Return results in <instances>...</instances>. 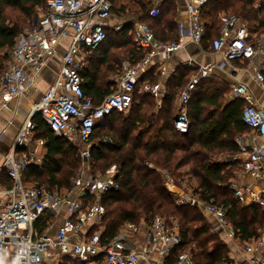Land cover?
<instances>
[{
    "label": "built area",
    "instance_id": "2783aa9c",
    "mask_svg": "<svg viewBox=\"0 0 264 264\" xmlns=\"http://www.w3.org/2000/svg\"><path fill=\"white\" fill-rule=\"evenodd\" d=\"M205 1L184 0L186 23L178 21L176 38L172 40L157 39L148 23L135 20L131 26V39L145 55L133 63L124 61L120 74L111 78L113 86L110 92L97 103L82 88L80 60L89 49L107 38L110 0H45L38 16L17 33L9 59L0 71L3 108L8 107L10 99L25 95L34 86L35 75L47 66L64 39L70 42L60 57L55 80L32 104L0 168V174L4 173L10 181L8 190L0 189V257H7L0 264H60L61 260H54L56 254H69L73 260L86 264H141V260L149 263L154 257L162 260L172 252H176V264H193L190 249H179L181 237L177 222L161 216H154L141 224L126 223L112 239L104 243L101 241L100 227L106 212L101 195L119 189L116 179L120 176L119 166L111 165L104 174L78 171L71 187L61 193L47 186L24 182L26 167L40 164L34 151L23 153L19 152V148L32 140L33 115L36 113L56 136L83 145L80 152L83 159L91 157L93 147L112 144L113 138L109 135L92 138L94 128L113 112L128 113L136 93L149 94L157 97L158 103L161 101L165 89L159 82H151L145 74L153 68L164 74L166 60L172 53L184 48L186 37L195 44L202 42L205 27L200 10ZM160 6L161 1H156L149 15L157 16ZM219 22V31L211 39L210 49L220 55L221 62L206 65L188 63L196 67L197 72L191 75L178 94L179 110L173 123L180 133L189 129V102L202 78L210 76L225 62L252 61L258 54L264 53V37L251 31L242 17L226 12L219 15ZM122 25L115 23L113 29L118 31ZM26 69L33 73L32 76ZM254 78L264 88V66L256 71ZM231 91L245 101L242 121L254 132L255 138L264 137V109L253 102L248 86L237 83ZM234 141L237 153L223 157L224 160L237 159L243 171L264 183V142L245 139L243 134H237ZM37 143L42 145L44 140L39 139ZM145 164L163 177L176 204H188L208 214L214 223L211 233L237 242L244 256L250 255L254 264H264V229L252 239L241 241L236 227L227 218L226 207L204 201L197 193L183 191L176 186L175 176L167 169L150 162ZM230 188L241 206H264V185L253 189L249 185L231 183ZM62 208L66 215L55 237L35 232L34 224L46 210L58 212ZM89 224L99 228L87 235L85 240L72 244L70 236L87 229ZM140 228L145 230V235L137 249L131 239ZM95 256L97 258L93 260ZM222 264L241 263L227 259Z\"/></svg>",
    "mask_w": 264,
    "mask_h": 264
},
{
    "label": "trees",
    "instance_id": "16d2710c",
    "mask_svg": "<svg viewBox=\"0 0 264 264\" xmlns=\"http://www.w3.org/2000/svg\"><path fill=\"white\" fill-rule=\"evenodd\" d=\"M44 1L0 0V71L8 59L4 50L13 46L23 24L36 7L44 5ZM255 1L206 0L200 10L201 20L210 24L208 27L203 21L209 28L208 32L205 28L206 37H211V41L218 33L217 16L221 11L242 17L251 31L264 32V0H259L258 8L254 7ZM110 3L111 13L116 16L126 14L127 21L118 31L106 28L107 38L94 48L87 59L89 66L82 72L87 87L96 85L105 94L111 90L107 76L122 58L133 63L145 55L132 42V18L148 22L155 37L161 41L175 39L177 25L173 0H163L155 17L149 16L148 4L143 0H110ZM12 11H18L23 18L12 16ZM116 53L121 57H113ZM177 72L183 76L187 70L180 68ZM179 81L177 78L164 87L165 94L158 107L154 96L136 93L128 113L113 112L94 128L93 138L109 135L113 143L93 147L90 163L102 171L114 164L120 169V176L116 178L119 189L101 197L106 212L100 238L103 243L112 239L126 223L148 222L155 215L173 217L177 219L181 237L179 249H190L193 264H222L227 260L225 242L218 234L210 232V225L198 208L176 204L163 177L148 168L145 162L167 169L178 179H181L178 170L188 166L190 179L193 178L196 184L194 193L204 201L226 207L227 218L236 227L239 239H252L264 229V206H241L234 198L229 180L239 166L237 159H213L219 154L237 153L234 137L250 129L241 119L245 101L241 98L226 101L224 83L210 79L205 88L197 86L188 106L189 129L180 133L173 123L176 116L174 101L184 85ZM82 88L87 95L83 81ZM33 122L34 137L44 140L46 152L40 166L30 164L23 171L24 182L68 188L71 176L80 165L75 146L67 138L56 136L38 113L33 115ZM168 257V264H174L176 252ZM60 264L82 263L64 257Z\"/></svg>",
    "mask_w": 264,
    "mask_h": 264
},
{
    "label": "crops",
    "instance_id": "0c3cea01",
    "mask_svg": "<svg viewBox=\"0 0 264 264\" xmlns=\"http://www.w3.org/2000/svg\"><path fill=\"white\" fill-rule=\"evenodd\" d=\"M143 1L147 2L148 8L150 10L151 7H153L154 3L159 0H143ZM160 1L162 2L163 0H160ZM173 1L177 9L176 23H178V21L181 20L185 24L186 23V19H185L186 8H185L184 0H173ZM258 6H259V0H256L254 3V7L258 8ZM222 13H226V12L225 11L219 12L217 16L218 20H219V15ZM125 16L126 14L116 16L114 13H111L109 21H107L108 27L113 29V25L115 23H122V24L125 23L127 21V18H125ZM204 23H206V21H204ZM204 23L203 25L206 28V32H208L209 30L208 25L210 24H208L209 22L206 23L208 26L207 27ZM176 29H177V25H176ZM253 32H256L257 34L262 35L264 37V32L262 31L256 30ZM217 34L215 36H217ZM215 36H213V38ZM205 37H206V33L204 35V38ZM210 38L211 37H208V38L206 37L204 40H202L201 43L195 44L191 42L188 37H186L184 39V48L172 53L169 56V58L166 60V69H165L164 74L159 72L157 68H153L150 71H147L145 75L150 79L151 82H154V83L159 82L163 88L166 85L170 84L171 81L177 80V78L180 80L179 81L180 83L185 85L188 82L191 75L197 72V68L189 65L188 64L189 62H191L193 65H206V64H214V63L219 64V62H221L220 55L213 53V51L210 49ZM69 42H70L69 39H64L58 45L56 49V54L49 60L47 66L44 67L37 75H35L34 86L31 87L26 92L25 95L16 96L10 99L7 102L8 104L7 108L2 107L3 99L0 96V168L3 166L4 158L6 154L9 152L15 136L20 131L23 125V122L25 121L28 113L30 112L32 104L39 99L42 93L55 80L59 62H60V57L62 53L64 52V50L67 48ZM94 48L89 49L87 55L83 56L82 59L80 60L82 63V66H81L82 72L85 71V69L89 66V60L87 59L93 52ZM10 49L4 50L8 54V59H9ZM123 62L124 61H122V63ZM262 66H264V53L258 54L252 61H248V59H242V60L225 62L222 64L221 67L217 68L214 72H212L210 76L202 78L197 86L199 88L200 86H203L205 88V86L208 84L210 79L216 82H223L227 88V92L225 93V99L226 101H232L233 99L239 98V97L235 96L232 93L231 87L234 84L243 83L247 85L248 88L250 89L252 93V100L256 104V106L264 109V88H262L254 78L256 71L260 69ZM180 68L183 70L184 69L187 70V73L183 76H180V72L176 73V69H180ZM26 72L30 76H32L33 74L29 69H26ZM111 78L112 76L109 75L107 76V79H106V81L110 83V88L113 86L112 81H110ZM82 81L84 84L85 91H87L89 96H92V99L94 98L93 100L95 102L101 101L103 97L106 95L105 93H103L101 89H98L96 85L94 87H90V86L87 87L86 78H83ZM154 99H155L156 107H158L161 101L158 103L159 99H157V97L155 96H154ZM160 100H162V97L160 98ZM174 105L176 106V113H177V111L179 110L178 95L174 101ZM242 134L244 135L245 139L247 138L249 140H257V141L264 142V137L255 138L254 132L251 129H249L248 131ZM37 140L39 139L34 137V133H33L32 140L29 143H27L25 146L19 148V152L28 153L30 151H34V153H36V158L38 160V163L41 165L43 162L44 156H45L46 148L44 146L45 143L42 145H39L37 143ZM220 155L222 157H226V156H230L231 154H220ZM222 161H224V159ZM183 174L189 175L188 167L186 169H183ZM175 178H176L175 183L177 187H179L180 189H183V191H186V192H194L193 187H195L196 184L195 186L191 188L187 186L188 183L184 182V178H182V175L180 176L181 179H178V177L176 176ZM190 181L191 179L189 178L188 182ZM26 183L33 184L31 182H26ZM231 183H235L236 185H249L253 189H259L264 185L263 182L257 181L250 174L243 171L240 168V166H237V169L233 172V177L229 180V185ZM9 187H10L9 179L5 176L4 173L0 174V189L2 191H5V190H8ZM50 189L61 192V193L67 190V188H56V187H51ZM202 214L206 218L211 228V226L214 225L212 218L208 214H205L203 212ZM65 215L66 213H65L64 208H62L58 212H55L52 210H46L41 215V217L35 222L34 224L35 232L37 234H46V235H49L50 237H55L57 229L59 225L62 223V220L65 217ZM98 228L99 226H94L92 224H89L87 229L85 228L84 230L78 232L76 235H71L70 242L73 244V243H77L82 240H85L87 238V235L92 234L93 231ZM100 228H101V231H103L102 224ZM144 235H145V230L143 228H140L139 232L132 237L131 241L135 245V248L138 249L140 247V243ZM219 238L223 240L226 244V247H227L226 259L238 260L241 264H254L252 257L250 255H245V256L243 255L242 250H241V245L239 243H238L239 245H237L236 244L237 242L234 243L228 240H224L223 238H221V235H219ZM168 256L163 258L162 260L154 257L150 260L149 263L141 260L140 263L141 264H168V261H169ZM64 257H69L73 259L69 254H65V255L56 254L54 256V260L56 259V261H60V260L62 261ZM96 258H97L96 256L92 257L93 260ZM5 260H7L6 256L0 257V261H5ZM78 262L82 264H86L82 261H78ZM174 264H176V259H175Z\"/></svg>",
    "mask_w": 264,
    "mask_h": 264
},
{
    "label": "rangeland",
    "instance_id": "374dc122",
    "mask_svg": "<svg viewBox=\"0 0 264 264\" xmlns=\"http://www.w3.org/2000/svg\"><path fill=\"white\" fill-rule=\"evenodd\" d=\"M43 7V6H42ZM42 7H36V9L34 10V12H33V14H32V16L28 19V21L27 22H25L24 24H23V26H22V28L23 27H26V26H28V25H30L31 24V22L38 16V14H39V11H40V9L42 8ZM8 11L9 10H7L6 12L8 13ZM11 14H12V16H16V15H19V17H20V19H22L23 18V16L20 14V13H18V11H12L11 12ZM133 19V21L134 20H137V21H145V20H141V19H137V18H132ZM146 22V21H145ZM148 23V22H147ZM149 24V23H148ZM113 57H121L120 56V53L119 54H114V56ZM112 57V58H113ZM121 59V58H120ZM126 59L125 58H122V60H120V62H118L117 63V67H116V69L114 70V71H112V72H110L109 74H108V76L110 75V76H112V77H117V75H119L120 74V71H121V63H122V61H125ZM126 61H128V62H130L129 60H126ZM111 81V80H110ZM127 115V114H126ZM93 138V137H92ZM73 143V145L75 146V148H76V151H77V153L79 154V157H80V165H79V167L74 171V173H73V176H71V178H70V186L67 188V189H69L70 187H71V181H72V179H73V177L75 176V174H76V172H78V171H82V172H84V173H100V174H104L105 173V171H102V169H99V168H95V167H93V165L90 163V158L89 159H83L82 157H81V154H80V152H81V150L83 149V145H79V144H77V143H75V142H72ZM221 157V158H220ZM213 159H215V160H219V159H221V160H223L224 158L219 154V155H217V156H215ZM188 166H185V167H181L179 170H178V172L180 173V176L182 175V178H184V182H186V183H188V179L190 178V176L189 175H184L183 174V169H186ZM187 176H189V177H187ZM194 182V183H193ZM68 183V184H69ZM42 186V185H41ZM187 186H189V187H193V186H195V181H194V179L193 178H191V181L188 183V185ZM199 211H200V213L202 214V212H201V210L199 209ZM155 216H160V215H155ZM162 218H164V219H168V221H169V219H173V221H176L177 222V219H175V218H173V217H164V216H161ZM261 230H263V229H261Z\"/></svg>",
    "mask_w": 264,
    "mask_h": 264
}]
</instances>
